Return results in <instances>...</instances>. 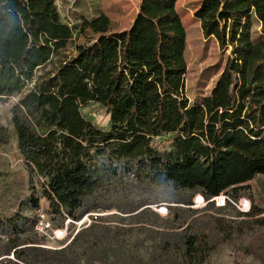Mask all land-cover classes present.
Masks as SVG:
<instances>
[{
  "label": "trees",
  "instance_id": "16d2710c",
  "mask_svg": "<svg viewBox=\"0 0 264 264\" xmlns=\"http://www.w3.org/2000/svg\"><path fill=\"white\" fill-rule=\"evenodd\" d=\"M176 1L139 0L128 28L67 52L73 31L54 0H0V98L16 97L10 124L32 182L29 206L44 198L52 213L77 221L103 208L105 195L118 197L134 185L177 194L145 197L125 209L136 211L128 219L136 218L137 230L154 241L147 257L131 264H203L223 239L243 232L238 224L264 231L262 209L225 222L203 212L225 214L229 203L208 200L222 192L235 200L250 180L264 176V0H200L193 16L203 37L229 53L196 104L184 94L186 34ZM107 12L104 7L99 20ZM252 16L260 23L255 40ZM90 102L104 107L108 128L83 116ZM120 164L128 169L121 172ZM185 191L199 193L204 208H190ZM159 199L188 207L162 219L143 207ZM149 216L163 223L146 229L141 224ZM133 227H111L95 215L59 248L12 241L0 253L11 257L0 264H130L124 253L130 246L118 263L113 259Z\"/></svg>",
  "mask_w": 264,
  "mask_h": 264
},
{
  "label": "rangeland",
  "instance_id": "374dc122",
  "mask_svg": "<svg viewBox=\"0 0 264 264\" xmlns=\"http://www.w3.org/2000/svg\"><path fill=\"white\" fill-rule=\"evenodd\" d=\"M199 3L200 0H177L175 3L186 34L184 94L189 104L199 103L210 92L229 53V48L220 50L213 37H203L199 22L193 16ZM54 4L60 19L67 23L73 31V37L66 47L67 52H72L90 43L101 34L128 28L138 10L139 0H54ZM104 7L108 9V15L99 20L98 15ZM251 22V38L255 40L259 35L260 23L254 16H252ZM15 101V96L6 99L0 98V128L2 129V134H0V253L12 241L25 239L36 242L32 245L46 248L62 247L70 241L77 230L91 222L92 216L97 215L101 218L102 223L109 224L111 227L122 224L134 226L128 233L129 237H126L123 247L121 246L118 251L115 250L113 259L115 263H118L119 253L123 251V248L127 250L128 246L131 247V250L124 253L130 257L125 262L135 263L139 258L145 259L154 243L151 239L152 235L147 230H137L136 218L134 221L128 219L129 215L136 211L132 213L124 211L135 206L145 197L155 198L158 196L172 199L177 194L165 189H149L134 185L130 189L119 192L118 197L105 195L102 201L103 208L93 207L77 221L63 219L52 213L44 198L39 199L37 208H31L28 198L32 194V182L28 176L26 163L17 150L15 135L10 124L9 109ZM81 112L97 127L108 128L109 116L102 105L90 102L81 109ZM119 169L121 172H125L128 168L124 164H120ZM247 184L248 187L241 191L235 200L230 197L229 193L225 194L235 202L241 198L248 200V209L244 210L242 206L237 208L229 203L227 205L228 212L225 214H218L212 210L203 212H210L225 222L227 219L240 220L244 218L236 216V212L242 213L252 209L264 210V176H256ZM33 194L37 196L38 191ZM182 195L191 199L190 208L192 209H202L206 204L202 203L199 193L185 191ZM161 200L163 199L143 207H149L162 219L184 213L183 210L178 211L174 208L185 209L188 207L172 200ZM154 222L157 225L160 222L163 223L149 216L141 225L146 229L154 228L156 225ZM238 225L242 226L243 232L241 234L234 233L230 239L225 241L223 239L203 264H264V231L257 227L251 228L250 226L253 224L249 222ZM112 234V236H116L114 233ZM114 237L112 238L115 240ZM117 238L118 242L122 240L121 235H117ZM3 257L10 258L11 254L0 256V258Z\"/></svg>",
  "mask_w": 264,
  "mask_h": 264
},
{
  "label": "built area",
  "instance_id": "2783aa9c",
  "mask_svg": "<svg viewBox=\"0 0 264 264\" xmlns=\"http://www.w3.org/2000/svg\"><path fill=\"white\" fill-rule=\"evenodd\" d=\"M202 203H207V201H204L203 198L201 197ZM209 202H213L214 206L217 207H222L225 206L226 203H231L232 205L236 206L237 208H240L241 206L244 207L245 209L249 208V201L241 198L240 200H237L236 202L232 200L229 196H227L225 193H220L217 196L211 197ZM241 210V209H240Z\"/></svg>",
  "mask_w": 264,
  "mask_h": 264
},
{
  "label": "water",
  "instance_id": "95a60500",
  "mask_svg": "<svg viewBox=\"0 0 264 264\" xmlns=\"http://www.w3.org/2000/svg\"><path fill=\"white\" fill-rule=\"evenodd\" d=\"M200 196V198L202 197L201 195H199Z\"/></svg>",
  "mask_w": 264,
  "mask_h": 264
},
{
  "label": "bare ground",
  "instance_id": "6f19581e",
  "mask_svg": "<svg viewBox=\"0 0 264 264\" xmlns=\"http://www.w3.org/2000/svg\"><path fill=\"white\" fill-rule=\"evenodd\" d=\"M200 197V196H199ZM202 200V199H201Z\"/></svg>",
  "mask_w": 264,
  "mask_h": 264
}]
</instances>
